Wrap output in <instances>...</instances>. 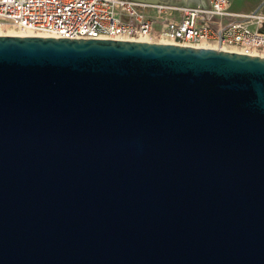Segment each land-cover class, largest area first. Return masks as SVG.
<instances>
[{
    "label": "water",
    "instance_id": "obj_1",
    "mask_svg": "<svg viewBox=\"0 0 264 264\" xmlns=\"http://www.w3.org/2000/svg\"><path fill=\"white\" fill-rule=\"evenodd\" d=\"M0 264H264V55L0 34Z\"/></svg>",
    "mask_w": 264,
    "mask_h": 264
},
{
    "label": "built area",
    "instance_id": "obj_2",
    "mask_svg": "<svg viewBox=\"0 0 264 264\" xmlns=\"http://www.w3.org/2000/svg\"><path fill=\"white\" fill-rule=\"evenodd\" d=\"M232 0L178 7L153 0H0V19L31 35L158 41L202 47L214 42L264 54V16L258 26L230 10ZM245 19V18H244ZM161 22L158 25V22Z\"/></svg>",
    "mask_w": 264,
    "mask_h": 264
},
{
    "label": "bare ground",
    "instance_id": "obj_3",
    "mask_svg": "<svg viewBox=\"0 0 264 264\" xmlns=\"http://www.w3.org/2000/svg\"><path fill=\"white\" fill-rule=\"evenodd\" d=\"M169 4V3H168ZM169 5H174V4H169ZM260 14V13H259ZM239 15L243 16V20L242 21H245L247 23H250L252 24V26L254 28H256L258 26V24L256 23V18H255V15H252L250 16L249 18H246L248 17L247 16V13H239ZM262 15V14H260ZM264 16V15H262ZM3 27H6L5 29L8 30V33L7 34H19V35H31V33H26V32H22L20 31L15 25L5 21V20H2L0 19V31L1 29H4ZM1 34V32H0ZM4 34V33H2ZM161 40H158V41H161V42H170L169 40H167V38L165 37H161L160 38ZM171 43V42H170ZM206 46H211V47H218L216 43L214 42H210V43H207ZM222 48L224 49H229V50H235V51H241V52H246V50L242 49V48H239L237 46H231V45H223ZM255 54H260V55H264V54H261V53H255Z\"/></svg>",
    "mask_w": 264,
    "mask_h": 264
},
{
    "label": "rangeland",
    "instance_id": "obj_4",
    "mask_svg": "<svg viewBox=\"0 0 264 264\" xmlns=\"http://www.w3.org/2000/svg\"><path fill=\"white\" fill-rule=\"evenodd\" d=\"M175 1L176 2H174L173 4L178 7V11L175 13V16L176 17H180L183 14V11H182L181 7H185L187 4L184 3L182 0H175ZM250 1L251 0H232L230 8L233 11L246 10L248 8V6H249V2ZM262 1L263 0H252L251 4L253 6H257ZM206 2H207V0H193V2L191 4H189V5L205 4ZM261 11H263V13H264V5L262 6ZM160 24H161V22L159 21L158 25H160ZM3 28L4 29H1V31H0L1 34L2 33L7 34L8 33V30H6L7 28L6 27H3ZM263 29H264V25H263Z\"/></svg>",
    "mask_w": 264,
    "mask_h": 264
},
{
    "label": "crops",
    "instance_id": "obj_5",
    "mask_svg": "<svg viewBox=\"0 0 264 264\" xmlns=\"http://www.w3.org/2000/svg\"><path fill=\"white\" fill-rule=\"evenodd\" d=\"M160 1H164V2H166V3H169V4H173L174 2H176L175 0H160ZM184 3H186L187 5H189V4H191L192 2H193V0H182ZM252 1V0H251ZM251 1L249 2V6H248V8L246 9V10H241V11H233V10H231V8H230V10L232 11V12H235V13H252V12H254L255 11V9H256V7H258V5H260V3L257 5V6H253L252 4H251ZM208 3V0H207V2L205 3V4H201V5H206ZM262 8V7H261ZM261 8L258 10V12L260 13V14H262V15H264V13H263V11H261Z\"/></svg>",
    "mask_w": 264,
    "mask_h": 264
}]
</instances>
